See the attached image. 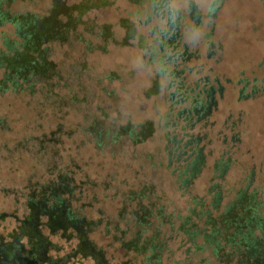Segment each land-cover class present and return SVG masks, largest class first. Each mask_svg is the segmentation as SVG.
<instances>
[{
    "label": "trees",
    "instance_id": "16d2710c",
    "mask_svg": "<svg viewBox=\"0 0 264 264\" xmlns=\"http://www.w3.org/2000/svg\"><path fill=\"white\" fill-rule=\"evenodd\" d=\"M109 5L0 0L4 264H264L261 204L254 194L225 193L229 162H214L200 189L206 135L194 128L207 119L200 94L210 101L212 92L202 89L183 107L190 90L179 54L170 53L173 39L161 31L152 41L155 27L137 38L157 67L150 93L161 82L171 91L156 127L122 112L117 76L91 66L115 40L95 17ZM162 8L174 28L167 0H151L143 22ZM136 26H126L128 36ZM155 130L161 144L150 152ZM17 247L25 255L9 254ZM111 249L120 252L116 262Z\"/></svg>",
    "mask_w": 264,
    "mask_h": 264
},
{
    "label": "rangeland",
    "instance_id": "374dc122",
    "mask_svg": "<svg viewBox=\"0 0 264 264\" xmlns=\"http://www.w3.org/2000/svg\"><path fill=\"white\" fill-rule=\"evenodd\" d=\"M142 2L136 5L128 0H110L108 7L95 13L96 19L113 29L115 40L108 52L92 55L91 66L101 75L117 76L114 84L122 112L131 114L136 123L149 122L156 127L171 91H166L160 81V89L150 93L157 67L147 64V50L137 38L155 27L151 40L158 44L161 31L166 32V38L173 39L170 53H178L181 59L176 67L178 75L190 90L183 107H192V99L202 89L211 88L212 92L210 101L206 92L200 94L207 119L194 128L197 133L203 126L206 135V167L200 189L207 185L213 163L227 161L229 166L221 181L225 193L254 194L264 214V0H167L171 20L176 21L172 29L163 8L144 23L151 0ZM131 23H137L133 37L126 30ZM158 132L155 130L145 143L147 151L161 144ZM9 205L0 194V212ZM4 224H0V233L7 228ZM99 242L106 243L102 239ZM20 251L17 247L9 254L19 257ZM108 254L114 262L120 259L119 251L111 249ZM7 257L0 246V264L8 261Z\"/></svg>",
    "mask_w": 264,
    "mask_h": 264
}]
</instances>
